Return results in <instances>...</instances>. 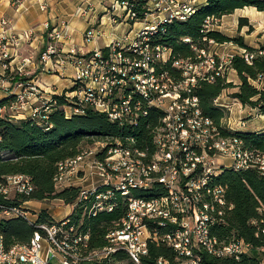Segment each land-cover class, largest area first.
<instances>
[{
	"label": "built area",
	"instance_id": "2783aa9c",
	"mask_svg": "<svg viewBox=\"0 0 264 264\" xmlns=\"http://www.w3.org/2000/svg\"><path fill=\"white\" fill-rule=\"evenodd\" d=\"M109 9L111 12H123L129 23L141 21L130 0H114ZM149 12L166 13L167 16L156 24L145 25L126 44L112 42L104 52L63 53L59 44L64 38L65 24H61L60 28L53 27L47 32L44 49L39 55L41 70L46 74H55V66L73 71L72 91L66 95L69 102L68 110H65L67 116L83 115L86 109H92L106 115L118 126H136L146 116L147 109L162 113L153 132L155 152L149 159L129 140V147L116 143L115 147L105 151L101 159L97 156L104 152L106 146L95 143L82 149L76 157L58 164L54 179L56 188L69 174L97 177L98 184L89 190L81 189L79 194L85 200L94 195L95 202L89 211L92 216L97 212H111L115 207L116 194L126 200L127 212L120 227L106 236L109 245L99 250H89L88 236L76 235L72 228L70 233L73 236L69 239L61 228L66 224L64 220L58 225H37L39 232H35L27 244L9 248H5L0 234V264H48L51 256L61 264L101 263L118 250L123 251L130 262L139 264L140 258L147 255L148 240H156V235L151 234L145 225L148 221L159 227L174 226L173 230L161 236V241L176 254L175 264H201L198 251L217 259H238L251 250L249 244L235 236L226 243L210 236L211 226L232 208L225 200V188L212 185V181L225 169L236 172L255 169L264 175V155L244 149L236 137L221 136L220 129L201 114L197 98L191 96V91L199 79L211 82L216 76H225L226 81L231 82L227 80V73L233 71L229 68L232 58L238 56L251 65L254 54L239 49L236 53H214L210 56L208 50H200L194 60H172L171 68L182 76L181 80L174 79L162 70L170 60L169 50L153 44L151 37L162 24L172 19L184 21L193 10L186 5H178L176 0H151ZM213 21H206V26L209 28ZM0 26V62L3 69L8 70L15 54L7 51L8 48L12 46L13 50L27 35L9 33L11 26L5 19L0 20ZM98 36L97 30L89 28L83 39L91 43ZM258 54L264 55V52ZM263 81L260 76L255 80L248 79L256 89L262 87ZM17 87L21 91L7 106L0 107V116H4L5 110H22L28 93L30 96L39 91L37 86L23 82H18ZM47 103L44 101L41 108L32 109L27 118L39 124L46 121L54 101L50 100L49 106ZM215 105L226 109L222 104L215 102ZM226 122L225 126L222 120L220 128L233 131ZM237 124L243 126L244 120ZM223 159L230 163L222 164L220 160ZM3 180L0 182V194L7 199L13 193L27 196L32 192L27 176L13 175ZM155 184L162 186L165 196L150 201L130 197L131 190H146ZM102 188L105 190L96 194ZM23 208H3L0 217H24L33 224L35 217L29 218V212ZM261 225L260 234L264 236V219ZM260 251H264V246ZM157 264L168 262L159 259Z\"/></svg>",
	"mask_w": 264,
	"mask_h": 264
},
{
	"label": "trees",
	"instance_id": "16d2710c",
	"mask_svg": "<svg viewBox=\"0 0 264 264\" xmlns=\"http://www.w3.org/2000/svg\"><path fill=\"white\" fill-rule=\"evenodd\" d=\"M134 3L138 17L142 20V3ZM252 7L257 12L264 13V0H206L205 6L193 10L184 21L172 19L158 27L151 37L153 44L160 45L170 52V60L163 66L174 79L181 80L180 72L171 68L172 60H194L197 51L208 50L209 41L216 44L233 43L243 48L254 57L251 65L242 58L234 56L231 68L240 80L239 85L226 81V77H214L213 81L197 80L191 91V96L197 98L201 114L209 118L220 129L223 137H236L242 142L243 148L264 155V133L234 132L223 130L220 124L227 116L225 108L215 105V100L224 90L233 89L231 98L236 99L242 106L249 105L264 116V81L260 89L252 87L248 79L264 78V47L257 50L244 45L241 37L228 38L206 26V21L218 20L232 14L237 9ZM247 26L251 28L246 18L238 20V29ZM188 40V41H186ZM105 51V50H104ZM103 51V52H104ZM72 90H69L70 93ZM54 105L46 121L39 124L35 120L24 118L11 120L8 116H0V182L13 175L29 177L32 192L27 196L12 194L5 198L0 194V213L6 207H22L25 202H49L60 200L65 205L73 206L72 212L64 219L66 224L62 231L72 239V228L76 235L88 236V249L99 250L109 245L106 236L120 227L121 220L127 212V202L118 194L115 195V207L111 212H97L92 216L89 211L95 202L94 195L86 200L79 197L80 187L69 186L58 189L55 187V177L58 164L76 157L84 148L92 147L95 143H103L106 147L98 158H103L109 147L120 143L127 147L129 140L138 151L145 152L149 159L155 152L153 132L158 127L162 113L149 108L146 116L141 118L136 126H118L108 120L107 116L92 109H86L83 115L65 114L69 106L66 95L53 96ZM13 97L0 102V107L7 106ZM129 147V146H128ZM212 185L225 188V200L232 208L210 228V236L218 242L226 243L233 236L242 239L251 246L247 254L235 259L233 257L214 258L204 251L196 252L201 264H262L264 251V236L260 234L261 221L264 219V175L255 169L222 172L213 179ZM105 189H99L97 193ZM166 195L161 185L155 184L146 190H131L130 197L135 200L150 201ZM24 209V208H23ZM26 212V209H25ZM35 215V222L29 223L24 217H0V234L5 248L16 244H27L35 232H39V224H55L46 210H40ZM254 222V223H252ZM148 231L156 235V240L147 242V255L142 256L139 264H157L159 259L168 264L176 263V254L161 241V236L174 229L172 225L159 227L153 222H145ZM258 234V236H256ZM78 251V250H77ZM80 251H78L79 253ZM48 264H51L48 262ZM77 264H133L123 251H116L101 263L81 261Z\"/></svg>",
	"mask_w": 264,
	"mask_h": 264
},
{
	"label": "crops",
	"instance_id": "0c3cea01",
	"mask_svg": "<svg viewBox=\"0 0 264 264\" xmlns=\"http://www.w3.org/2000/svg\"><path fill=\"white\" fill-rule=\"evenodd\" d=\"M113 1L0 0V20L5 19L10 23L11 29L9 33L16 36L27 35V37H23L24 39L20 40L13 50L12 46L8 48L7 51L15 52L9 64V69H3L0 62V102L13 97L21 91L17 87L18 82H23L27 85L33 84L39 88V91L34 95L29 96L28 93L25 107L17 111L18 116H10L11 120L27 118L31 110L40 108L42 101L46 99L69 94L68 91L71 88L73 75L72 69L61 70L58 66H55L57 68L55 74H46L43 72L44 70H41V64L39 63V55L46 43V34L53 27L60 28L61 24H65L64 38L59 44V48L63 53L70 51L89 53L94 50L104 51L112 42L126 44L145 25L156 24L159 19L161 20L167 16L166 13H150L151 0H133L143 4V9L141 10L144 15L140 22L132 24L126 21L123 17V12L110 11L109 8ZM176 3L191 7L192 10H198L205 6L206 0H176ZM240 18L248 20V25L251 28L250 32L247 26L238 29V20ZM111 19L114 20V23L111 22ZM210 26L211 30L219 32L228 38L241 37L244 45L254 50L264 47V13L257 12L252 7L237 9L232 14L225 15L211 22ZM213 26L215 29H213ZM89 28L97 30L99 36L91 43H86L83 39L84 32ZM29 31L31 34H27ZM215 46H217L215 50H217L218 54L236 53L239 49H243L235 44L232 45V43L216 44ZM229 73L235 74V77L237 76L234 71H229ZM229 81L234 84L232 80ZM225 91L227 90H224L215 100L216 103L226 107L227 116L223 119V122L231 121L230 123L233 126L230 128L234 132L264 133V116L259 115L257 110L252 108L249 110L250 112L247 111V114H243L246 112H243L244 109H242L241 104H237L231 97H223ZM249 116L251 118L244 121L243 126L233 124V120L237 123L239 120H245ZM220 162L222 164L230 163L229 160L224 159L220 160ZM88 178L89 176H82V173L69 174L61 181L58 189L77 186L80 189L89 190L93 185L98 184L96 177H90L93 184L91 186H82L83 183H87ZM56 201L62 203L60 200ZM28 204L36 205L39 211L45 210V208L41 207L42 203L40 202L30 201ZM33 211L37 213L36 210ZM69 213H65L64 217L69 215ZM48 215L50 214L48 213ZM33 216L35 217V215ZM61 220L59 219L58 221Z\"/></svg>",
	"mask_w": 264,
	"mask_h": 264
},
{
	"label": "rangeland",
	"instance_id": "374dc122",
	"mask_svg": "<svg viewBox=\"0 0 264 264\" xmlns=\"http://www.w3.org/2000/svg\"><path fill=\"white\" fill-rule=\"evenodd\" d=\"M213 29H215V27ZM214 44L216 45V43H212V44L209 43L208 44L207 49L210 52V56L214 55V53L217 52V50H215L216 49L215 47H217V46H215ZM232 45H234V44L232 43ZM217 54H218V52H217ZM227 80H232L234 82V85H239L240 84V80L237 78V76L235 77V74H233V73H229V74L227 73ZM70 90H71V88H70ZM231 92H235V90L228 89L227 91L224 92V96L223 97H230L231 96L230 95ZM50 100H53L52 97L49 98V99L44 100L45 103L48 102L47 103L48 106H49ZM44 101H42V104L44 103ZM237 104H240V103L238 102ZM41 106H40V108H41ZM242 107H243L242 109H244L243 112H246V113H243V114H247V111H249L251 109V107L249 105L242 106ZM65 110H68V108L66 107ZM239 111H241V110H239ZM5 115L8 116V117H10V116H18L19 114H18L17 111L15 112V111H10V110H5L4 116ZM250 118L251 117L249 116L244 121L249 120ZM230 122L231 121H229V127H232L233 125ZM237 123H235L234 120H233V124H235L237 126L238 125ZM224 124L226 126L227 122H224ZM90 177H93L94 178L95 176L94 175L89 176V178H88L89 180L87 181V183H83L82 186H87V185H90L91 186L93 184L92 180H90ZM27 204L28 203H26V205H24L23 207H24V209H26L29 212L28 217L31 218V219H34L32 217V212L33 213L35 212L33 210H36V212H38L39 211V208L36 207V205H33V204H28L27 205ZM41 207L42 208H45V210H47V212L50 214L51 218H53V220L55 219L57 222H58L59 219H62L61 221H63L65 218H67L68 215L64 217V214L67 213V212H70L71 213L72 212V209H73V206H70V205L67 206L63 202L61 203V202H58L56 200H53L51 202L50 201L49 202H42ZM28 208H30V209H28ZM70 213H69V215H70ZM61 221H59V222H61ZM50 263L51 264H61L56 258H54L52 256L50 257Z\"/></svg>",
	"mask_w": 264,
	"mask_h": 264
}]
</instances>
